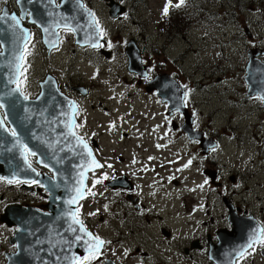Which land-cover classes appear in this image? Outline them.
Listing matches in <instances>:
<instances>
[{
    "label": "rangeland",
    "instance_id": "374dc122",
    "mask_svg": "<svg viewBox=\"0 0 264 264\" xmlns=\"http://www.w3.org/2000/svg\"><path fill=\"white\" fill-rule=\"evenodd\" d=\"M173 3L172 0V7H175ZM187 3L188 10L196 16L183 26L184 30L192 27L193 31L190 34L183 32L178 36L172 31L170 38L166 36L164 24L157 26L154 23H146L143 28L137 26L131 29L133 24L130 23L123 25L124 33L122 32L120 39L116 40L114 28L118 26L112 22L106 24L111 35L109 44L119 46L117 50L121 51L115 52L111 61H106L105 58L102 59L99 55L95 56L90 52H86L87 54L67 52L69 48L67 45L64 50L50 57L43 52H35L34 57L31 54L32 63L26 72L27 81L24 84L25 91L30 92L31 96L38 93V82L48 73L57 76L62 91H64V85L71 86L75 83L91 88V95L82 100L84 112H86L85 115H81L82 134L98 138L100 149L97 157L105 163L104 170L90 181L91 186L104 174L108 177L114 173L121 176L120 171L129 168L130 160L138 154V148H140L139 152H145L143 159L147 160L150 154L157 162L155 172L159 173L164 180L171 178V180L178 181L177 187L166 185L168 190H165V197L158 195L155 198L156 207L160 205L161 200L174 199L178 209L174 213V203H172L170 218H167L168 214L156 215V217L146 216L147 211L152 209L155 203L148 199L145 203L146 210L142 213L144 216H137L133 211L125 216L124 213L128 209L126 201L119 199L117 202L106 198L101 191L102 183L91 189L96 195H89V199L85 201L82 219L95 235L111 242L106 245L107 250L100 258L102 261L104 258H110L116 264H184L180 263V259L170 250V248L177 250L182 244L176 245L174 240L164 239L160 230L161 225L166 221L172 227H177L179 231L189 230L192 225H184L185 220L182 222L180 217L181 211L186 216L190 202L203 196L196 192L202 177V158L199 156L197 146L185 147L178 135L173 140L175 142L172 145L169 144L175 134H172L170 138V132L165 133L169 130L167 124L169 118L164 113V107L160 106L156 99L147 96L144 92V85H138L136 75L127 70L128 62L123 50L125 44L132 39H126L127 35L133 32L137 36L143 62L149 66L154 76L158 73H167L176 78L177 74H180L198 92L196 83L199 86L208 83L198 69L206 64V68L209 67L208 72L214 73L210 87L212 94L209 96L211 102L208 105H200L204 115L197 116L195 121V126L199 130L204 129L206 133L212 134L227 125L225 117L233 115L234 124L240 122L245 128L237 133V136L242 137L243 145L247 144L252 134L259 139L262 135L264 136V113L257 108L260 105L257 100L248 96V99H245L247 86L243 79L248 63L247 51L264 48V0H187ZM159 4V0L158 3L150 0L153 9H156ZM178 15L180 16L178 24H182L185 16ZM200 17L210 18L213 23L202 27ZM176 18L178 17L171 18L170 23L173 20L176 22ZM218 20L221 22L219 23ZM245 30H249L250 37L247 36ZM165 39L172 41L171 45L165 52H159ZM224 52L231 58V61L224 64L225 68L215 69L216 67L212 66L214 60L217 59L216 64H220ZM259 60L264 62V59L259 58ZM219 76L223 79L217 84L216 78ZM224 90L225 93H223ZM205 113L208 114L205 115ZM247 113L253 115L248 116ZM209 114V119L205 120ZM255 120L257 123L254 122ZM160 129L163 132L162 138H157L155 141L150 134ZM124 133L127 134V138L122 137ZM225 134L230 135L229 132L224 133L222 139L228 137ZM239 149L238 146L223 143L210 157L218 162L216 167L224 165L225 168L220 178L225 185L221 193L224 195L229 191L228 173L250 176L254 172V179L249 180L248 185L258 192L263 189L258 193V197L261 199L260 204L264 207V147L261 148L256 141V147H252L251 151ZM259 156L262 159L259 160ZM250 158L255 161L251 168L246 165ZM189 161H191L190 164ZM206 164L207 161L204 159V165ZM108 165L111 167L109 168ZM185 165L188 166L185 167ZM134 169L137 170V167H132V170ZM1 192L7 199L18 194V191L13 190L11 195L2 185L0 186ZM220 199L216 191L210 197L209 202L217 201L220 204ZM232 199L237 202L240 196L233 195ZM5 205L6 203H0V213ZM105 205H107V210H105ZM216 208L217 210H212L211 213L214 221L212 231L218 221H221L218 219L220 206ZM93 212L96 215H89ZM177 213L178 217L175 216ZM161 216H164V221L160 219ZM195 217H197V224L204 219L198 212L193 215V218ZM10 235L11 232L0 225V264L5 262L3 252L11 250L7 242ZM185 247L189 248V245ZM125 250L128 252L127 255L124 254ZM202 262L205 264L204 258ZM99 263L100 261L94 262V264Z\"/></svg>",
    "mask_w": 264,
    "mask_h": 264
},
{
    "label": "flooded vegetation",
    "instance_id": "af4514ba",
    "mask_svg": "<svg viewBox=\"0 0 264 264\" xmlns=\"http://www.w3.org/2000/svg\"><path fill=\"white\" fill-rule=\"evenodd\" d=\"M66 0H55L54 3H50L49 0H22L21 3H18L17 0H0V15H3L4 13H8L9 17L11 14H15L17 17L24 16L25 18L21 21L20 29H27L29 33H31V40L25 43L21 42L22 51L27 48L28 52H31L32 56L34 57L35 52H43L47 57H50V52H61L64 50L65 46H69V48L66 50L67 52H90L91 54L99 55L102 59L105 58L104 54H108V59L106 61H111L113 58L115 52H121L120 50H117L119 46H109V38L111 35L109 34V29L106 27V24L108 23H115L118 27L114 31H116L115 39H120L121 33H124L125 27L123 25H128L132 23L131 29L139 26L140 28H143L144 24H151L154 23L157 26L165 25L166 30V36L170 37L171 32L174 31L176 35H181L183 32H187V34H190V27H187L185 30L183 29V26L187 24L188 20H191L192 18L196 17L189 11L186 7L187 0H185L184 5L180 8L176 7H170L169 14L167 16L163 15V9L165 7V4L167 3V0H159L160 4L156 9H153V7L150 5V0H70L73 6L71 7V11H77L79 10V14L82 16H91L90 13L94 14V24L97 28V25L95 21L99 22V29H103V35L99 33V37L103 38L100 40L99 46L97 48H91L90 46H79L77 45L75 40V35L72 31H66L65 29L61 27H53L52 32L54 31V34L56 35L57 39V47H53L52 45L48 47L50 44H45L43 41V33L41 28L39 27V22L43 18L44 15L50 16L49 13H55L56 10L59 9L62 3H64ZM158 3V0H155ZM173 5L178 2V0H173ZM67 4V3H66ZM83 5V7H81ZM248 9V8H246ZM31 12V16L28 15V13ZM185 16V21H183L182 24H179V26L176 25L178 23L179 15ZM36 16V18H35ZM39 17V18H38ZM176 18V23L171 22V18ZM187 17V18H186ZM35 18V19H34ZM47 20V19H46ZM49 20V19H48ZM51 20V19H50ZM35 21V23H33ZM54 21V20H53ZM131 21V22H130ZM44 22V21H43ZM48 22V21H47ZM12 23L10 18H6L4 21H0V41H4V37L7 35V33H13L15 36H17V33L20 32V29H17L16 32H13V30L9 27V25ZM49 23V22H48ZM167 23V24H166ZM57 26V25H56ZM172 29V30H171ZM51 29L48 30V34ZM246 31V30H245ZM184 35V34H183ZM48 36V35H47ZM251 36V35H250ZM248 36V37H250ZM47 38V37H46ZM132 38L130 40L135 41V43L140 48V43L137 39V36L132 32L131 34L126 36V39ZM171 38V37H170ZM169 38V39H170ZM112 40L114 41L113 37ZM129 40V41H130ZM128 41V42H129ZM127 42V43H128ZM170 40H166L162 42V48H159V52H165L171 45ZM126 43V44H127ZM19 44V42H18ZM125 44V48H126ZM125 48L123 52H125ZM156 48V47H155ZM0 52H2V46L0 42ZM31 54L26 57V63L23 65V67L27 68L29 67L30 63H32ZM261 59H264V56L261 57ZM216 60H214L212 66L216 67L215 69L225 68L224 64L226 62H230L231 58L227 56L224 52L223 57L220 59V64H216ZM202 71L205 69V67L201 68ZM208 74V77H206L207 84H204L203 86L198 87V92L194 89V86L190 84L187 80H185L183 77H181L180 74H177V77L175 78L179 84L186 88L185 93H187V99L185 100L184 95V105L187 108V111L190 113V115L193 118V126L195 127V121L197 116L204 115L200 105H208L211 102V99L209 96L212 94L210 87L212 84V77L214 76V73L211 74V72H208V70L205 71ZM24 75L27 77L26 72ZM150 75L153 76V74L150 71ZM211 75V76H210ZM56 81L57 85L62 93H64L70 100H72L77 105V120L80 122L79 118L81 115H85L86 112H84V106L82 100L85 98H88L91 95V88L83 86L80 83H75L71 86L64 85V91L61 90L59 80L57 76L52 75ZM210 76V77H209ZM136 78V77H135ZM152 77H150L151 79ZM24 77L22 76L23 80ZM137 79V78H136ZM223 78L221 76L216 78L217 84L221 82ZM42 80V79H41ZM183 82V83H182ZM147 83V80H141L138 79L137 84L138 85H144V92L147 94V96L152 97L157 100V103L160 106L164 107V113L166 116H169V121H167V124L169 126V130H167L165 133L170 132L169 136L172 138V134H175L172 141L169 143L172 145L175 141L174 138L176 135L181 138V142L185 147L191 148L193 145L197 146V150L199 151V143L197 141H190L186 138V135L181 131V129L173 130L171 129V125L173 122H176L177 124L182 123V116L178 112H173L171 115H168L167 111V104L161 103L160 98L156 95L158 93L157 90H154L151 93H146L145 85ZM39 84V82H38ZM198 86V84L196 83ZM24 89V92L28 97L32 98L35 96H31L30 92L25 91V85H21ZM80 89V90H79ZM226 91L224 90L223 93ZM198 93V94H197ZM251 98V97H250ZM245 99H248L246 96ZM252 99L257 100L259 103V99L257 97H252ZM259 110L262 109V105L257 107ZM262 112V111H261ZM216 113V112H215ZM214 113V114H215ZM263 113V112H262ZM208 113H205V115ZM248 116H251L253 114H248ZM210 114L205 117V120L209 119ZM227 120V125L223 126L222 129L218 131H214L212 134L206 133L203 130H201L204 134V137L206 139H213L210 140L211 142H215L216 149L210 150V152L202 156V164H201V183L200 185H204V187L201 189L199 186L196 188V192L198 194H203V200L205 203L209 204L211 208L207 211H204L203 221L199 224L197 228H194L192 226V234L194 235V239L191 241V243H196V248H187L188 249V256L189 261L193 264H203L202 258L205 259V264H212L210 261V248H215V234L223 229L225 230L224 234L228 235V232L232 229L231 222H235L236 226H240L241 224L264 229V207L262 204H260L261 199L258 197V193H260L263 189H261L259 192L254 190L248 185L249 180L254 179V172H252V175L244 176L241 174L236 173H228L227 178L230 182V188L227 194H222L221 191L225 189V185L220 181V178L222 177L221 172H223L224 165H221L220 167H216V164H218L217 161L212 160L210 157L213 155L214 152H216L223 143H226L231 146H238L242 151H251L252 147H256V141L261 145V148L264 147V136L259 139L255 135H251L249 141L246 145L242 144V137L237 136L238 132H241L242 130H245L243 127V124L238 122V124H234L235 119L233 118V115H229L225 117ZM237 121V120H236ZM257 123V121H254ZM240 123V124H239ZM248 127V125H247ZM230 133L228 137H223L222 134L224 133ZM156 133V134H155ZM164 133V134H165ZM162 130L154 132L150 134V136H153L155 141L157 138H162ZM124 138H127V134L123 135ZM254 137V139H253ZM169 139V138H167ZM227 139V140H225ZM263 142V143H262ZM138 156H142L141 160L136 159L135 161L139 164V167H141L145 171V175L140 177H133V174H135V171H130L132 169V166L126 169V178L120 180V182L124 181L122 183V186L125 189H120L117 187V185L114 186V189H108L107 191L111 194L113 199H116L117 201L120 199L122 201L127 202L128 209L125 211L124 215L127 216V214L130 211H133L134 214L137 216H144L142 213L146 210V200L155 202V198L158 195H162L165 197V190L167 191L168 187L170 186H178V182L176 181V184L173 183L175 180H164L159 173L155 172L156 166H154V163L152 160H145L144 153L139 152L140 148L137 149ZM259 150V149H256ZM256 156H258L257 153H255ZM150 155V154H148ZM150 158V157H149ZM152 158V157H151ZM153 159V158H152ZM204 159L207 161V164L204 165ZM260 158V156L258 157ZM248 163L246 165L248 167H252L255 164L254 159L250 158L247 160ZM135 163V162H134ZM171 164V162H170ZM204 172H212L215 174L214 181H211L210 178L206 177ZM138 174V172H136ZM139 175V174H138ZM119 178L117 177H110L108 181L104 182V185L107 187L108 183L111 182L112 184ZM207 180V183L205 181ZM4 187L8 193H11V191L16 190L18 191V194L15 197H11L10 199H7L6 196L1 192L0 193V203H6L4 206L2 213L8 205L16 206L22 210L26 209L27 207H31L33 209L38 210L39 212L45 213V204L47 203V194L43 190L42 186L36 185V184H27L26 186L22 184H9L3 180H0V186ZM240 187H242L240 189ZM106 188L104 187L103 190ZM240 189V190H238ZM218 192V195H220V204L217 201H213L212 203L209 202L210 197L215 194V192ZM233 195L240 196V199L236 201H233L232 197ZM145 200V202H144ZM172 203H174V211L175 209V201L174 199L170 198L167 199L158 205L156 207V202L154 203L152 209L147 211L146 216L150 217H156L160 216L161 210H167L169 208V214L172 213ZM260 204V205H259ZM230 207L231 211V218L230 221H228V207ZM213 206V208H212ZM216 206H220L219 211V217L218 219H221V221H218V224L216 225L215 229L212 231V225H214L213 218L211 216V213L213 211H216ZM226 206V207H225ZM227 208V209H226ZM252 208L256 209L253 210ZM213 210V211H212ZM0 213V216L1 214ZM207 214V215H206ZM185 218V223L190 224L188 219ZM243 219V220H242ZM0 225L11 232V235H13V232L15 230V227L9 228L5 224L0 222ZM166 227V226H162ZM161 227V228H162ZM161 230V229H160ZM195 232V233H194ZM10 235V236H11ZM9 236V237H10ZM259 239L258 244H254L252 248H250L248 251H246V255L244 251H236L233 247V243L229 244L227 259H231L234 256L238 257L235 259L234 264H264V244L260 242L261 240V231L258 235ZM189 243V245H191ZM231 245V246H230ZM11 250L9 252H3L4 255L6 254H12L15 252V246H10ZM252 249V250H251ZM185 250V249H184ZM173 252L176 253V251L173 249ZM187 256V255H186ZM258 259V260H254ZM259 259L261 261H259ZM5 261V258H4ZM5 264V262H4Z\"/></svg>",
    "mask_w": 264,
    "mask_h": 264
},
{
    "label": "water",
    "instance_id": "95a60500",
    "mask_svg": "<svg viewBox=\"0 0 264 264\" xmlns=\"http://www.w3.org/2000/svg\"><path fill=\"white\" fill-rule=\"evenodd\" d=\"M72 6L71 1L66 0L55 13H51L50 16H43L39 22V27L44 35L43 41L45 44H50L48 47L52 45L49 41L55 42V47H57V39L52 29L54 25L65 29L64 25L67 24L75 30L73 33L77 45H88L91 48L99 47L92 46L97 42L99 45L102 39L98 36V29L93 18L80 15L79 10L71 11ZM44 28L51 29L49 34L48 31H44ZM1 37L3 35L0 36V39ZM0 42L2 46L0 53H3L0 55V102L5 105L0 108V119H4L5 113H7L4 128H0V176L8 180L12 179L13 173H15L21 180H39L44 185L45 191L50 186V181L59 185L52 194L46 191L48 193L46 205L48 213H41L28 208V210L25 209V212L15 206L8 207L1 216V222L8 227L15 226L20 229V231H14L13 238L9 239L10 244L15 242L19 247H17L16 253L6 256V264H49L56 260L49 254L50 250L59 251V248L63 246V239H70L72 236V233L67 231L71 220L65 214L70 209L75 210L81 200L74 205H69L64 201L75 195L73 189L78 186L77 181L80 180L78 175L82 170L80 166L87 165L89 167V170L84 173L83 184L85 187L88 173L100 168L91 169V160L94 155L89 144L92 157L87 156V150L69 134V129L74 130L75 128L77 107L72 100L58 90L54 78L47 76L39 82V94L35 99L24 100L19 94H14L12 97L5 95L16 87V84L10 81L17 79L15 56L22 52V46L13 33H7L4 41ZM104 55L108 58V54ZM125 56L128 61L127 70L130 73L136 74L139 78L149 77L147 67L142 62L140 49L133 40L127 43ZM250 57L252 58V55ZM244 80L248 86V95L264 96V65L250 59ZM154 90L158 91L156 95L160 97L161 102L168 104V115H171L179 107V112L184 119L180 128L186 133L189 140L197 139L200 141L202 154H206L209 148L215 147L214 143L203 140L202 133L192 127V118L184 107L185 87H181L168 74L161 73L146 84L147 93ZM12 99L17 100L15 108H11L9 105ZM262 100L264 101V99ZM177 127V124L173 123L172 129H177ZM11 129L16 130L17 137L11 136ZM17 139L37 153L34 156L36 165L49 170L52 177L42 173L37 176V169L36 172L27 169V165L20 154L22 149L16 145ZM92 144L96 147L95 142ZM7 149H12V151H7ZM206 174L212 180L215 178V174ZM85 187L83 188L84 192ZM22 211L24 212L20 214ZM238 235L239 233L231 237V239L235 238V243L242 240L243 234H241L242 236ZM53 244H56L57 247L53 248ZM68 254L82 256L85 253L82 247L74 246ZM210 254L212 255L211 259L214 260L213 255L215 253L211 252ZM108 262L104 264H108ZM59 264H64V262L61 261Z\"/></svg>",
    "mask_w": 264,
    "mask_h": 264
},
{
    "label": "snow or ice",
    "instance_id": "6c2138e0",
    "mask_svg": "<svg viewBox=\"0 0 264 264\" xmlns=\"http://www.w3.org/2000/svg\"><path fill=\"white\" fill-rule=\"evenodd\" d=\"M18 3H21L22 0H17ZM50 3H54L55 0H49ZM185 0H178L177 3H175L176 8H180L182 5H184ZM172 6V0H167V3L165 4V7L163 9V15L167 16L169 14L170 7ZM83 7V5H81ZM29 16H31V12L28 13ZM51 15V13H49ZM90 15L93 16L94 19V14L90 13ZM6 18H10L12 23L9 25V27L13 30V32H16L17 29H20V24L21 21L25 18L24 16L17 17L15 14H11L9 17L8 13H4L3 15H0V21H4ZM35 23V21H33ZM97 27L99 25L98 21H95ZM66 31H75L73 28L69 27V25L65 24L64 25ZM44 31L47 32L48 28H44ZM99 33L103 35V29H99ZM17 40L27 44L31 40V33L28 32L27 29H20V32L17 34ZM49 43L52 44L53 47H55V42L49 41ZM93 47L97 46H102L98 45V42L96 44L92 45ZM111 46V45H109ZM3 53H0L2 55ZM31 53L27 51V48L20 52L18 55L15 56V68H16V74H17V79L14 81H10L12 83L16 84V87L12 90H10L8 93L5 95L12 97L14 94H19V96H22L24 100H28L29 97L28 95L25 94L24 89L22 88L21 85L25 84L27 81V77L24 75V73L27 71V68L23 67V65L26 63V57L30 55ZM23 69V70H21ZM23 76L24 79L20 80L19 77ZM147 78V77H146ZM261 99H264V96L260 97ZM187 99V93H185V100ZM17 103L16 99H12L9 102V105L11 108H15ZM5 105L0 102V108H3ZM177 112H179V107L176 109ZM7 118V113H5V118L0 119V128H4L5 125V120ZM114 126V125H113ZM75 128L82 127V125H74ZM7 131V129H5ZM69 134L74 137L77 140V143L79 145H82L84 149L87 150V156L92 157V151L88 147L87 142L83 139V137L79 136L76 131L72 130L71 128L69 129ZM17 132L15 129H11V136L17 137ZM16 145H19L20 148L22 149L21 151V156L24 159L25 164L27 165V169L31 170L32 172H36V169L32 167V162L31 160L28 159L29 156H36L37 153L35 151H32L27 144H23L19 139L16 140ZM15 147V145H14ZM157 147H160V145H157ZM7 151H12V149H7ZM149 159H152L151 157ZM42 162V161H41ZM191 161H189V164ZM47 166V165H45ZM188 165H185L187 167ZM81 172L78 173L80 176V180L77 181L78 186L73 189L75 195L68 199L67 201H64V203H67L69 205H74L78 204L79 200H82L85 198V192L83 191V188L85 185L83 184L84 180V173L85 171L89 170V167L87 165H81ZM104 165L100 164L98 161L95 160L94 157H92L91 160V169L95 168H103ZM110 168L111 165H108ZM37 176L40 175V173H36ZM108 176L107 174H104L102 178L96 179L93 182L92 187H95L97 184L103 183L104 179H107ZM5 178L0 176V180H4ZM171 179V178H170ZM7 183L12 184H20V183H31V184H36L40 186H44L41 181L39 180H21L17 177L15 173H13L12 179H8ZM207 183V180L205 181ZM49 187L46 188V191H48L50 194L54 192V190L59 187L58 184L52 183L51 181L49 182ZM199 187L202 189L204 185H199ZM191 191H195V189H191ZM89 195L95 196L96 193L92 192L91 189L88 190ZM80 205L79 207L75 208V210H69L65 215L70 217L71 223H69L67 231L72 233V236L70 239H63L62 241V247L59 248V251L53 252L50 250L49 254L55 256L56 262H64V264H94L96 261H100V264H104V261L100 260V257L103 256L104 254V246L106 244L111 243L110 241H105L98 235H94L92 232H90L87 227L84 225V222L82 219H80ZM105 210H107V205H105ZM99 211V210H97ZM89 215H96L95 212L89 213ZM75 225V226H74ZM16 231H20V229H16ZM261 240L260 242L264 244V229H261ZM256 242V236L253 234L252 239L249 242L248 247H251L253 243ZM76 246V247H82L84 250V255H78V254H72L69 255L68 253L71 251V249ZM19 247V246H17ZM53 248L57 247L56 244L52 245ZM125 255L128 254L127 250H125ZM108 264H112L111 261L108 262Z\"/></svg>",
    "mask_w": 264,
    "mask_h": 264
},
{
    "label": "bare ground",
    "instance_id": "6f19581e",
    "mask_svg": "<svg viewBox=\"0 0 264 264\" xmlns=\"http://www.w3.org/2000/svg\"><path fill=\"white\" fill-rule=\"evenodd\" d=\"M238 5H240V4H238ZM264 6V5H263ZM196 7V6H195ZM214 15V14H213ZM213 17V16H212ZM200 19L202 20V24H201V26L202 27H206L207 25L209 26L210 24H212L213 22L211 21V19L210 18H202V17H200ZM210 20V21H209ZM264 25V24H263ZM184 36V35H183ZM185 39V38H184ZM195 50L193 49V52H194ZM190 52H191V49H190ZM209 69V67L208 68H206L205 67V69L203 70V71H200V70H198V71H200V73L201 74H203V77H204V79L206 80V77H208V74L205 72L206 70H208ZM198 87H199V85H198ZM201 87V86H200ZM55 150H57V148H55ZM54 153V152H53ZM55 155V154H54ZM51 156V155H50ZM55 252V251H54ZM52 257H55V256H53V255H51ZM50 256V257H51ZM45 257V256H44ZM49 264H59V262H56V260L55 261H53V262H51V263H49Z\"/></svg>",
    "mask_w": 264,
    "mask_h": 264
},
{
    "label": "trees",
    "instance_id": "16d2710c",
    "mask_svg": "<svg viewBox=\"0 0 264 264\" xmlns=\"http://www.w3.org/2000/svg\"><path fill=\"white\" fill-rule=\"evenodd\" d=\"M175 23H176V22H175ZM176 25L180 27V25H179L178 23H176Z\"/></svg>",
    "mask_w": 264,
    "mask_h": 264
}]
</instances>
